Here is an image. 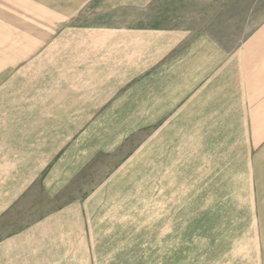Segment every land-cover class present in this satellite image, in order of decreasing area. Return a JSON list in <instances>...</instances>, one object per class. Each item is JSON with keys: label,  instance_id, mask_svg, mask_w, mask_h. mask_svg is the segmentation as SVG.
I'll return each mask as SVG.
<instances>
[{"label": "crops", "instance_id": "0c3cea01", "mask_svg": "<svg viewBox=\"0 0 264 264\" xmlns=\"http://www.w3.org/2000/svg\"><path fill=\"white\" fill-rule=\"evenodd\" d=\"M105 2L115 22L58 29L0 90V264H85L103 227L128 229L103 214L134 213L139 180L166 195L183 165L195 191L254 181L264 197V0Z\"/></svg>", "mask_w": 264, "mask_h": 264}, {"label": "rangeland", "instance_id": "374dc122", "mask_svg": "<svg viewBox=\"0 0 264 264\" xmlns=\"http://www.w3.org/2000/svg\"><path fill=\"white\" fill-rule=\"evenodd\" d=\"M105 1L95 0L68 19L76 6L72 0H0V90L11 86L16 73L29 70L32 48L43 52L58 29L115 22L114 12L98 11ZM94 167L79 182L83 190L71 189L72 198L103 175ZM181 177L162 182L163 196L156 180L148 197L136 181L134 213L103 214V226L127 224V234L116 236L117 229L103 227L101 243L89 246L85 264H264V197L256 182L202 181L195 191L188 165L181 167ZM227 192L231 195H222ZM27 207L22 221L39 214L36 206Z\"/></svg>", "mask_w": 264, "mask_h": 264}]
</instances>
